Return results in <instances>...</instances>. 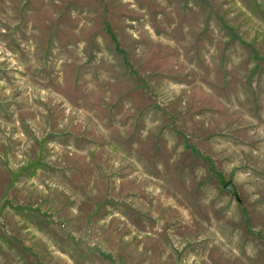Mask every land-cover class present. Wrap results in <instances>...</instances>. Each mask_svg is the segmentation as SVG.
<instances>
[{
	"label": "rangeland",
	"instance_id": "1",
	"mask_svg": "<svg viewBox=\"0 0 264 264\" xmlns=\"http://www.w3.org/2000/svg\"><path fill=\"white\" fill-rule=\"evenodd\" d=\"M0 264H264V0H0Z\"/></svg>",
	"mask_w": 264,
	"mask_h": 264
},
{
	"label": "water",
	"instance_id": "2",
	"mask_svg": "<svg viewBox=\"0 0 264 264\" xmlns=\"http://www.w3.org/2000/svg\"><path fill=\"white\" fill-rule=\"evenodd\" d=\"M225 189L230 191L234 196L238 197V192L232 182H228L225 185Z\"/></svg>",
	"mask_w": 264,
	"mask_h": 264
}]
</instances>
